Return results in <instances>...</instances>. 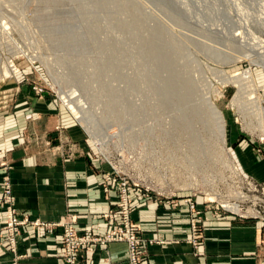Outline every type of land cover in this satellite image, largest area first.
I'll use <instances>...</instances> for the list:
<instances>
[{
	"label": "rangeland",
	"instance_id": "rangeland-1",
	"mask_svg": "<svg viewBox=\"0 0 264 264\" xmlns=\"http://www.w3.org/2000/svg\"><path fill=\"white\" fill-rule=\"evenodd\" d=\"M249 53L264 58V0H0V110L25 90L74 120L100 175L134 187L138 235L132 212L152 199L185 205L194 247L204 212L259 222L264 247V137L245 108L254 97L220 77L250 68L264 100V66L241 58ZM205 96L223 113L224 142L202 113Z\"/></svg>",
	"mask_w": 264,
	"mask_h": 264
},
{
	"label": "crops",
	"instance_id": "crops-1",
	"mask_svg": "<svg viewBox=\"0 0 264 264\" xmlns=\"http://www.w3.org/2000/svg\"><path fill=\"white\" fill-rule=\"evenodd\" d=\"M88 145L74 120L23 90L0 110V196L7 176L18 215L45 222L74 215L81 233L102 235L111 226L102 213L115 197L103 193L104 166ZM177 208L165 209L152 199L137 203L132 218L140 224L139 235L154 240L142 245L141 264H264L259 222L204 212L202 237L194 247L186 207ZM3 216L0 205V226ZM59 234L56 227L24 226L16 236L17 264H64ZM126 255L124 242L111 241L79 250L77 264H127ZM14 256L0 240V264H11Z\"/></svg>",
	"mask_w": 264,
	"mask_h": 264
},
{
	"label": "built area",
	"instance_id": "built-area-1",
	"mask_svg": "<svg viewBox=\"0 0 264 264\" xmlns=\"http://www.w3.org/2000/svg\"><path fill=\"white\" fill-rule=\"evenodd\" d=\"M100 158L104 159L102 154ZM102 172L104 173L100 175V187L107 197L114 195L115 198L114 201H111L110 207L102 213V217L109 220L111 226L105 233L98 236L81 233L76 227L77 218L74 215H66L56 222L45 223L35 219L32 220L26 214L18 215L12 199L9 179L7 176L2 179L0 205L3 207L4 216L0 226V240L4 247L15 255L11 264H17L20 255L16 254V236L26 225L30 227L60 228L58 242L64 264H77L79 250L92 251L95 245H103L111 241L125 243L127 264H141L142 256L139 246L142 238L136 232L135 224L130 221L134 187L127 180L113 176L114 172L110 169ZM197 238V224L193 221L190 225L189 240L193 245H196Z\"/></svg>",
	"mask_w": 264,
	"mask_h": 264
},
{
	"label": "bare ground",
	"instance_id": "bare-ground-1",
	"mask_svg": "<svg viewBox=\"0 0 264 264\" xmlns=\"http://www.w3.org/2000/svg\"><path fill=\"white\" fill-rule=\"evenodd\" d=\"M251 50H253V49H251ZM257 54H258V52H257ZM254 55H250V53H249V54L243 55L241 58L247 59V60L253 61V62L257 61V63H262V65L264 66V58L258 57L259 59H256L254 57ZM171 67L173 68L172 64H171ZM173 74L177 75L175 72H173ZM2 75L7 76L8 75V69L6 70V68H5L4 72L1 74V76ZM220 77L222 80H226V81L232 80L237 85V89H238L237 92L243 91V89H245L246 87H248V89H250L249 90L250 94L254 97V100H252L253 102L250 105L245 104V106H246L245 108L250 107V109L248 108L250 113L254 114L253 116L257 117V120H256L257 123L255 126L260 130L262 136L264 137V100L259 98L256 95L258 93V90L260 87L258 86V84L256 82L253 71L250 68H248L246 71H241V72L237 71L236 73H231V74L221 73ZM61 93H62L61 96L63 98V101H65V104L68 105V107H70L72 109V111H74L76 113L77 117H81V120L84 121L85 123H87V116L84 114L80 103L79 104L77 103L78 100L73 98L74 94L65 93L64 91ZM237 95L238 94H236L232 98L231 102L236 104L239 101L238 106L240 105V107H241V106H243V104L239 100V98H237ZM203 102H204V107L202 109L203 110L202 113L205 114L210 120H212L214 122L215 129H216L218 135L220 136V139L224 142L225 141V138H224L225 121H224V116H223L222 111L216 106V104L208 96L204 97ZM243 115H245V114H243ZM256 117H254V118H256ZM90 131H91V133H93L94 136H98V138H99V135L96 132V129H94L92 127ZM100 142H102V141H100ZM230 207H231L230 209H233L235 211H237L239 209V208H237V206L235 204L231 205Z\"/></svg>",
	"mask_w": 264,
	"mask_h": 264
}]
</instances>
